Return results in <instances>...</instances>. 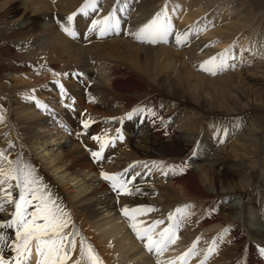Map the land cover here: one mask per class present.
<instances>
[{"label": "bare ground", "instance_id": "obj_1", "mask_svg": "<svg viewBox=\"0 0 264 264\" xmlns=\"http://www.w3.org/2000/svg\"><path fill=\"white\" fill-rule=\"evenodd\" d=\"M84 3L0 0V41L16 53L0 57V148L35 166L104 264H156L122 214L125 205L156 209L138 219H163L157 231L169 212L188 206L161 260L199 237L188 264L203 259L214 239L206 264H264V0H97L87 14L79 11ZM165 5L173 22L167 40H137L134 33ZM113 10L119 33L89 30ZM190 27L204 30L177 43L176 33ZM229 48L235 68L216 75L199 68ZM141 107L152 112L126 117ZM82 119L91 120L87 129ZM116 129L123 140L93 160L99 144L92 137H115ZM101 171L122 173L140 191L118 195ZM11 210L0 218L10 219ZM0 231L14 238L13 230ZM38 259L33 243L30 264Z\"/></svg>", "mask_w": 264, "mask_h": 264}, {"label": "snow or ice", "instance_id": "obj_2", "mask_svg": "<svg viewBox=\"0 0 264 264\" xmlns=\"http://www.w3.org/2000/svg\"><path fill=\"white\" fill-rule=\"evenodd\" d=\"M97 0H85V3L79 9L80 12L87 14V10L92 8L96 10ZM124 8L121 7L120 11ZM76 13L69 15L67 20L71 22ZM63 30L72 37H76L77 32L68 26H61ZM90 31H97L101 36L112 32L119 33L120 20L116 16L115 10L109 11L102 19L91 20ZM204 29L200 27L189 28L187 32L176 33L177 43L186 42L192 32H200ZM173 31V22L165 7L157 11L146 23H143L134 33L139 41L150 43L164 42ZM230 48L225 49L216 55L210 56L199 63V68L211 75L218 72L235 68L234 63H229ZM54 76L68 75L67 73H53ZM62 95L65 94L64 86L57 81ZM32 99H35L32 97ZM37 106H41L37 101ZM47 107L46 105L44 106ZM149 111L143 107L133 109L126 113V117H131L136 112ZM154 114V113H152ZM3 117L0 116V121ZM115 119V118H113ZM91 120L82 119L81 125L84 129L89 127ZM117 136L108 138L99 135L93 136L99 144L98 151H92L91 155L95 160H101L105 147L109 143H114L117 138L123 140L120 135V129H116ZM79 135V134H78ZM9 147L14 145L9 142ZM156 166V162H153ZM147 167V165H145ZM173 170L175 166H172ZM128 169H125L126 173ZM139 175V173H137ZM100 176L110 181L113 191L118 195H132L133 192H139V188L133 189L131 180L123 179L122 173H108L101 171ZM132 179H135L133 177ZM18 192V195H14ZM31 207V211L29 208ZM185 205L183 208H177L174 212H169L167 216V226L159 231V225L164 224V220H153L151 224H145L139 220V216L154 212V209L148 205H138L129 208L122 207V214L128 218L129 226L136 238L143 243V247L157 257L156 264H188V260L198 254L197 240L192 241L191 246L182 254L175 258L161 260L160 258L168 250L170 245H174L178 240L177 233L184 224L189 213ZM12 209L10 219L0 218V229H10L14 231V238H10L8 233L0 231V264H30V256L35 243V252L39 259L37 264H104L95 248L88 243L76 228L69 212L54 197L49 187L38 175L35 166L25 161L22 155L17 154L15 158H10L7 149L0 148V213ZM227 232V229L224 230ZM79 237V240H77ZM223 236L221 235L220 239ZM10 249L11 255L7 258L4 255V249ZM217 251V242L214 239L207 246V250L202 253L203 259L197 264H206L208 257ZM261 256H264V247L259 249ZM76 253L75 257L73 254Z\"/></svg>", "mask_w": 264, "mask_h": 264}, {"label": "rangeland", "instance_id": "obj_3", "mask_svg": "<svg viewBox=\"0 0 264 264\" xmlns=\"http://www.w3.org/2000/svg\"><path fill=\"white\" fill-rule=\"evenodd\" d=\"M132 6L134 7L135 5L134 4H132ZM1 38V37H0ZM3 42H4V44H3ZM4 45V46H3ZM6 54V55H5ZM15 52H13V53H9V52H7V50H6V48H5V41H0V57H3L4 58V56H5V58L6 59H9V58H14V56H15ZM248 54L249 53H245V55H247L248 56ZM9 56V57H8ZM245 60H246V58H245ZM8 63H9V61H5L4 62V64L5 65H8ZM4 67H7V66H4ZM122 79V81H129V77L128 76H122L121 77ZM67 112V110L66 111H64V114ZM90 125V124H89ZM92 160V159H91ZM93 160H94V158H93ZM188 163H190L191 165H193V167L194 166H197V164H196V162H194L193 160H189V162ZM254 217V216H253ZM253 222H258L259 220H260V218L258 217H254L253 219ZM262 221H260V222H263V219H261Z\"/></svg>", "mask_w": 264, "mask_h": 264}]
</instances>
